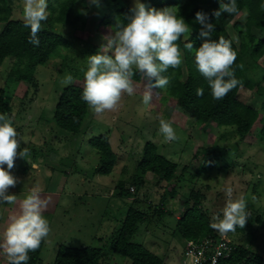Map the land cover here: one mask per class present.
<instances>
[{"label":"rangeland","instance_id":"obj_1","mask_svg":"<svg viewBox=\"0 0 264 264\" xmlns=\"http://www.w3.org/2000/svg\"><path fill=\"white\" fill-rule=\"evenodd\" d=\"M121 2L134 7V0ZM10 3L11 19L23 21V0ZM141 3L148 8L147 0ZM83 10L77 28L53 26L67 38L69 46L62 48L47 65L35 68L30 84H7L12 72L25 71L24 64L16 59L9 58L0 66V96L4 93L12 107L10 118L20 141L17 151L27 150L24 158L17 156L11 170L17 183L8 189V194L16 195V203L0 204V237L11 217L19 213L22 200L38 189L41 198L48 201L43 215L50 224L40 264H52L62 245L103 248L104 264H131L129 259L114 255L111 246L130 208L146 217L134 242L163 259L164 264H180L186 241L177 224L186 211V202L192 206L198 196L200 209L214 223L216 216H222L228 201L226 190L231 188V198L243 199L246 204L249 217L245 227L237 226L235 232L223 235L213 230L248 247L264 264V143L258 135L264 122V84L259 92L245 87L238 92L240 102L260 113L253 131L246 136H240L234 127L198 124L165 89H153L150 104L145 106L143 95L154 81L142 74L139 79L132 76L134 93L122 94L116 109L97 115L89 107L80 132H64L54 122L62 91L71 85L84 87L87 58L107 54L102 50L103 37L115 32L100 28L107 12L99 4L86 0ZM49 19L48 15L42 26L48 25ZM247 19L248 13L243 10L226 27L237 46L239 38L234 27L237 23L245 24ZM3 26L1 23L0 30ZM258 65L264 69V56ZM258 73L260 78L262 72ZM69 76L72 79L66 82ZM161 120L171 124L175 140L167 141L159 131ZM98 136L109 138L117 157L108 176L97 173L98 154L90 140ZM147 143L156 145L159 154L187 171L179 173L170 184L152 174H142L138 165ZM208 151L206 164L203 158ZM0 264H6L2 256Z\"/></svg>","mask_w":264,"mask_h":264},{"label":"trees","instance_id":"obj_2","mask_svg":"<svg viewBox=\"0 0 264 264\" xmlns=\"http://www.w3.org/2000/svg\"><path fill=\"white\" fill-rule=\"evenodd\" d=\"M85 3L86 0H48L49 23L43 25L38 33L40 43L36 46L29 43L30 29L24 27V22L11 19L13 7L10 0H0V24H4L0 30V66L9 58H14L25 66L23 73L12 72L7 84H18L21 81L30 84L31 72L35 68L47 65L62 48L69 46L67 38L55 31L53 26L60 24L77 28L83 17ZM236 3L237 13L224 12L215 17L213 13L220 9V0H147L148 8L157 10L174 8L191 30L177 41L182 53L180 65L161 74L170 80L169 85L164 88L168 95L176 101L179 108L191 114L198 124L215 123L219 127H234L240 136H246L253 131L260 113L240 102L237 95L242 87L259 92L264 84V69L258 65V61L264 56V0H236ZM99 5L107 12L100 22V28L117 31L127 23V17L131 15V8L125 6L121 0H99ZM243 10L247 11L248 19L245 24L237 23L234 27L239 38L237 46L230 38L226 27ZM198 12L204 13L208 22L215 25L212 39L224 37L231 40L232 49L236 53L231 70L240 81V85L221 100L213 99L207 81L195 67V50L204 42L200 37L202 26L196 19ZM185 43H192L193 50L186 49ZM260 71L262 76L259 78L257 75ZM252 75L254 77H251ZM139 77L140 73L134 71V78ZM198 88L203 89L202 96H197ZM82 91V87L71 85L62 91L58 99L54 122L64 132L79 133L85 121L89 106L81 99ZM262 109L264 111V102ZM12 113V107L3 93L0 96V114L11 117ZM258 135L264 143V122ZM90 145L98 154L97 173L102 176L110 175L117 157L109 138L94 137L90 140ZM208 155L209 151L203 158L206 164H209ZM138 167L142 174H152L167 184L172 183L179 173L183 175L187 171L186 167L182 168L178 163L159 154L153 143L146 144ZM200 204L198 196L195 197L194 205L186 202V211L178 221L177 230L186 242L201 241L206 237H220L209 226L210 220L200 209ZM145 220L146 217L141 211L130 208L117 237L113 240L112 253L129 259L131 264H164L163 259L134 242L139 226ZM43 246L44 241L37 250L29 253L27 264H40ZM105 258L103 248H72L62 245L58 248L52 264H104ZM237 262L263 264V259L248 247L238 244L237 251L226 264Z\"/></svg>","mask_w":264,"mask_h":264},{"label":"clouds","instance_id":"obj_3","mask_svg":"<svg viewBox=\"0 0 264 264\" xmlns=\"http://www.w3.org/2000/svg\"><path fill=\"white\" fill-rule=\"evenodd\" d=\"M90 2L99 4V0ZM220 4V9L213 13L215 17L224 12L237 13L236 0H220ZM130 11L125 25L114 34L103 37L105 43L102 50L107 54L98 53L87 58L81 99L97 115L116 109L122 94L133 95V68L145 79L154 80L143 95V104L148 106L152 90L164 89L170 83L169 78L161 74L179 66L182 61L177 41L190 28L174 8L157 10L147 8L141 0H134V7ZM48 15V0H23V22L24 27L30 29L29 43L39 46L38 33ZM196 19L202 26L200 37L204 42L195 50V67L207 81L213 99L221 100L240 85L231 70L236 53L231 40L224 37L212 39L215 25L208 22L204 13L198 12ZM184 47L193 50L192 43H185ZM71 79V76L67 77L66 82ZM196 94L202 96L203 89L198 88ZM159 131L167 141L176 139L175 130L166 121H160ZM19 143L11 118L7 114H0V204L16 203V195L8 194V189L17 183L11 174L15 159L18 155L24 158L27 154L26 149L18 153ZM226 192L228 201L222 209V216H216L217 222L209 225L222 235L235 232L237 226L244 228L249 217L244 200H233L231 188ZM47 205L48 201L41 198L38 189H33L22 200L19 213L11 217L0 237V256L4 257L6 264H27L29 253L37 250L48 236L50 224L43 215Z\"/></svg>","mask_w":264,"mask_h":264},{"label":"built area","instance_id":"obj_4","mask_svg":"<svg viewBox=\"0 0 264 264\" xmlns=\"http://www.w3.org/2000/svg\"><path fill=\"white\" fill-rule=\"evenodd\" d=\"M238 244L225 236L188 241L180 264H226L237 251ZM236 264H249L237 262Z\"/></svg>","mask_w":264,"mask_h":264}]
</instances>
